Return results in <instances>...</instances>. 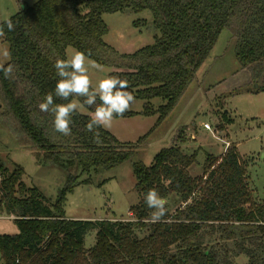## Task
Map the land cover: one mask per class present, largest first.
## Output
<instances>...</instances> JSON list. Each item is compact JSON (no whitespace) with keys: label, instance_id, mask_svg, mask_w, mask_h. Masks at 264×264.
<instances>
[{"label":"trees","instance_id":"trees-1","mask_svg":"<svg viewBox=\"0 0 264 264\" xmlns=\"http://www.w3.org/2000/svg\"><path fill=\"white\" fill-rule=\"evenodd\" d=\"M143 11L151 13L158 33L152 44L120 53L104 40L109 31L104 13ZM11 19L14 30L5 26L3 38L14 71L7 79L0 72V125L19 146L65 169L68 176L55 203L49 204L36 187L22 181L24 169H8L0 155V210L14 215L19 228L17 234L0 235L3 264H237L234 258L239 255L248 258L247 264H264V201L253 200L246 163L236 145L220 156L209 155L198 177L190 173L197 152L184 153L178 136L151 165L135 162L140 200L130 208L129 221L70 220L64 208L75 187L89 184L91 178L80 181L82 176L128 161L170 116L224 29L232 33L236 59L251 81L230 94L264 92V0H38ZM69 46L113 69L108 75L129 81L128 90L144 107L122 117L158 115L146 135L125 143L100 128L102 143H96L86 130L90 115L79 111L72 117L71 136L54 130V116L42 112L39 104L48 93L54 95L59 79L54 63L67 58ZM71 99L83 105V98ZM154 99L161 101L157 108ZM54 102L68 101L54 96ZM83 107L91 113L95 109ZM149 189L166 200L177 197L180 205L174 211L166 206L164 222H145L152 211L144 199ZM92 231L96 242L86 248Z\"/></svg>","mask_w":264,"mask_h":264},{"label":"rangeland","instance_id":"rangeland-1","mask_svg":"<svg viewBox=\"0 0 264 264\" xmlns=\"http://www.w3.org/2000/svg\"><path fill=\"white\" fill-rule=\"evenodd\" d=\"M38 0H0V23L15 15L24 5H33ZM103 20L108 26L104 40L120 53H134L150 45L158 34L152 28L149 11L140 13H104ZM9 45L0 37V49ZM76 48L69 46L67 57ZM0 56V62L8 63ZM95 64L96 67L91 65ZM89 75L95 86L100 79L108 76L113 69L101 66L88 58ZM248 72L241 69L235 55V39L224 29L209 58L197 72L196 80L170 116L165 119L140 145L128 161L110 170H100L91 176L89 184L81 183L69 193L65 203L66 215L73 220H123L132 219L130 208L136 205L140 196L135 189L133 164L142 162L151 165L157 153L173 144L174 137L181 139L184 153L197 152V161L190 168L191 175L203 174L204 164L209 155L220 156L230 145H236L246 163L248 182L255 202L264 201V92L231 95L237 88L250 83ZM157 108L161 101H152ZM144 101L136 99L133 112L143 110ZM4 110L0 98V113ZM79 112L91 115L85 107ZM158 115L114 118L112 127L106 129L119 141L135 143L155 125ZM0 155L4 165L12 170L15 165L24 169L22 181L27 187H36L49 204H54L60 191L65 187L68 172L52 162L35 157L31 149L18 145L10 131L0 125ZM76 174L77 171L72 170ZM1 197V194H0ZM167 207L174 211L180 204L177 197L167 200ZM14 215L8 216L0 210V235H14L19 232ZM147 232L139 235L145 236ZM96 242V232L86 236L85 247L91 248ZM237 264H247L248 258L239 255ZM0 264H3L0 254Z\"/></svg>","mask_w":264,"mask_h":264},{"label":"clouds","instance_id":"clouds-1","mask_svg":"<svg viewBox=\"0 0 264 264\" xmlns=\"http://www.w3.org/2000/svg\"><path fill=\"white\" fill-rule=\"evenodd\" d=\"M9 32L14 30L11 18L0 25V37L5 35L4 27ZM0 56L7 61L11 52L9 49H0ZM96 67L95 64L91 65ZM56 75L59 77L53 93H48L43 102L39 104L42 112H49L54 116L53 128L57 133L68 137L72 135V117L78 113L82 104L71 97L83 98V105L95 106L91 113L86 130L93 134L94 142L102 143L98 129H110L115 117H122L126 112L132 110L136 97L129 91V81L119 76L108 75L100 79L93 86L89 75L88 56L85 52L75 50L66 59H57L54 63ZM14 65L0 62V72L4 77L11 78ZM54 96L67 103H55ZM99 101V103H97ZM145 203L152 209L146 223L164 222L167 216V200L159 194L156 189H149L145 195Z\"/></svg>","mask_w":264,"mask_h":264},{"label":"crops","instance_id":"crops-1","mask_svg":"<svg viewBox=\"0 0 264 264\" xmlns=\"http://www.w3.org/2000/svg\"><path fill=\"white\" fill-rule=\"evenodd\" d=\"M66 217H67V219L73 220V219H71V217H69V216H67V215H66ZM113 220H116V219H113Z\"/></svg>","mask_w":264,"mask_h":264},{"label":"built area","instance_id":"built-area-1","mask_svg":"<svg viewBox=\"0 0 264 264\" xmlns=\"http://www.w3.org/2000/svg\"><path fill=\"white\" fill-rule=\"evenodd\" d=\"M130 215H131V213H130ZM12 217H14V216H12Z\"/></svg>","mask_w":264,"mask_h":264}]
</instances>
